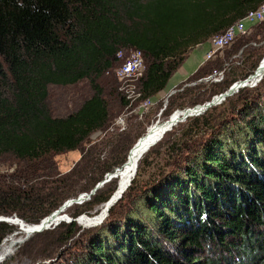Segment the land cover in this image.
Returning <instances> with one entry per match:
<instances>
[{
    "label": "trees",
    "instance_id": "16d2710c",
    "mask_svg": "<svg viewBox=\"0 0 264 264\" xmlns=\"http://www.w3.org/2000/svg\"><path fill=\"white\" fill-rule=\"evenodd\" d=\"M263 3L0 0V158L12 154L23 167L0 181V214L17 213L39 223L69 198L90 192L107 173L122 169L130 149L147 132L142 122L135 133L133 129L113 141L118 146H112L105 161L95 156L99 145L83 154L71 174L73 180L77 176L76 191L66 188L68 175L63 180L55 177L54 163V156L80 149L111 122V103L99 81L124 62L119 53L141 50L147 71L138 83L141 97L131 104L119 88L116 106L122 109L153 101L168 88L194 49ZM252 28L257 37L246 36L252 30L247 29L235 38L241 37L228 55L245 45L251 48L229 68L225 60H206L187 78L200 80L215 69L225 71L224 80L199 83L172 95L165 115L203 104L253 74L264 57V21ZM252 42L263 44L253 47ZM85 79L90 80L93 95L77 110L54 116L48 104L50 86ZM214 124L219 126L205 142L189 148L191 138ZM181 128L183 146L175 143L174 152L169 150L175 159L183 156L165 161L151 184L137 192L133 191L137 180H133L127 191L133 195L126 203L122 200L126 195L119 201L120 206L125 204V215L114 216L117 206H113L108 221L83 230L85 239L72 251L74 256L55 251L43 256L39 264H264V78L254 87L241 88L221 106L189 118ZM145 162L143 158L139 174ZM84 163L89 170L86 176L78 173ZM115 180L101 187L73 216L92 213L108 202L115 188L107 186ZM60 228L58 248L62 249L81 227L73 221ZM14 230L15 226L0 222V245ZM57 255L61 256L56 261Z\"/></svg>",
    "mask_w": 264,
    "mask_h": 264
},
{
    "label": "rangeland",
    "instance_id": "374dc122",
    "mask_svg": "<svg viewBox=\"0 0 264 264\" xmlns=\"http://www.w3.org/2000/svg\"><path fill=\"white\" fill-rule=\"evenodd\" d=\"M245 17L243 19L235 22V23H238L242 20L245 21L246 20ZM263 21L264 20H262L260 22H256V23H254V22L252 23L250 21L249 24L254 26V24H259ZM246 28L248 29L247 24H246ZM251 29H248V31H250V30L251 31L246 36H249V38L250 37H254V38L257 37L258 36L257 31H255V29H253V28H251ZM240 38L241 37L237 38L236 40L234 39L233 41L229 42L226 45V47H224L222 50L218 51L211 59H209V62H212L214 60H225L224 66H225V68H229V66H231L233 64L232 62H235L236 59L238 60L239 58L244 56V52L248 51L251 48L250 46L245 45L238 52H234V53H231L228 55L227 53L232 50L233 44H235L237 42V40H239ZM252 41H254V39ZM252 44H253L252 45L253 47L254 46L258 47L263 43L262 42H260V43L252 42ZM208 51H207V53H208ZM207 53H206V55H207ZM205 61L206 60H204L201 64H199L195 68V70H193L191 75L196 73L198 71V69L204 64ZM124 65H125V62H123L119 67H117V69L114 71V73L106 74L99 81L100 84L106 89V91L108 93L107 98L111 103L110 108H111L112 120L107 125L105 130L101 131L97 135L95 134L93 139L83 143V146L80 147V149L67 151V152H64L62 154H58V155L54 156V163L56 164L57 169H58V173L56 174L55 177L63 180L62 177H65L68 175L65 178L66 181L68 182L66 188H68L72 191L77 190V176L75 175L74 176L75 179L73 180L71 177V174L74 171L73 170L74 166L77 164V162L79 160L82 159V156L84 153L88 152V150H90L91 148L93 150V147L95 145H99V150L95 154V156L96 157L98 156V158L100 157L101 161H105L107 158H109V156L111 154L112 146H114V149L117 148V147H115L117 144L113 143V141L117 140L116 138H118L120 136V134L128 133V132L132 131L133 129H134L133 133H135L137 130L140 129L139 128V129L135 130V128H137L140 125V123L142 122L143 127H144V125L147 126V132L144 135H142L143 137L141 136L142 138L140 137L141 139H140L139 143L137 144V145H140V142H142L144 140L145 136L148 133L149 128L154 123H157L158 121H163L164 123H166V121L172 119V117L174 115L179 114V113H181L183 115L185 112V109L193 108L196 105L200 104L199 103L196 105H187L185 108H177V109L173 110L170 114L165 115V110L167 109V106L169 104V99L171 98L172 95L178 93L179 91L186 89L187 87H191V86H194V85L199 84V83H203V84L205 83L207 85L208 84L210 85L211 82H221L224 80V77L226 75L224 70L222 72H217L214 69L212 71H209L206 74L207 76H205V77L203 76V78H201L200 80H195V81L189 80L188 81L186 79L183 82L179 83L178 82V75H179L178 72L179 71H178V72H176L174 77L170 80V85L168 86V88L164 92H162L157 98L153 99V101L151 100V102H149L148 104H144L146 102L145 101L144 103L142 102L141 104H139L137 106H130V107L126 106L125 108L119 109V107L116 106V104L118 103V99H117L118 91H119L118 89L120 88L121 91L124 90V88L127 86L128 82H126V81L128 79V80H131L130 84H132V86L135 85V87H134L135 94L141 95V93L139 91L138 83L141 80V78L145 75V72H143L142 74H136V75H131V76L122 78V77H120L119 70L121 69L120 67H123ZM184 67L187 68V64L184 65ZM219 73H222V76ZM216 74H217V76H216ZM191 75H189L188 78ZM218 75H219V77H218ZM220 76L222 78H220ZM219 78L221 80H219ZM180 85H181V87H180ZM171 91H174V92H173V94L170 95ZM93 93L94 92L92 90L91 82L89 79H85L82 82L77 83V84L66 85V86L52 84L50 86V96H49L48 104H49V107H50L54 116H65L68 113L77 110L79 108V106L82 104V102L84 100L88 99L89 97H91L93 95ZM217 95H219V94H217ZM215 96H213V97H215ZM127 99H129V98L127 97ZM135 102H136V99L131 98V104H133ZM207 102L208 101H206L205 103H207ZM221 104L222 103L217 104L215 106H221ZM219 109H220V107H219ZM178 111H180V112H178ZM205 112L203 111L202 113L204 114ZM195 116H200V115H195ZM195 116L187 117L184 121H180L178 124H176L169 131H167V130H168V128L170 129L171 127L166 128L167 130L164 129L165 131L162 132L158 136V138L154 141V143L152 144L149 151L143 156V158H146V160H148V164H146V162H145V165L142 168V171L140 174H139V171L137 169L136 174H135L134 178L132 179V180H134V179L137 180L136 186L133 187L134 192H137V190L141 189L143 186L150 185L154 176H155L153 174L156 173L157 171H159L161 169V167H164L165 161H167V160L172 161L173 159H175L174 154H172L170 152V150L174 152V150H172V146L175 143H178V146H181V147L183 146V145H181L180 140H179V139H184L183 137L185 136L181 133V131H182L181 127L184 123L189 121V118H194ZM181 118H182V116H181ZM181 118L179 117V118H177V120H180ZM174 122H176V119L174 120ZM217 126H219V125L214 124V127H208L206 129V133H203L202 135H200V133L199 134L197 133L198 134V136H196L197 138L194 137L192 139L191 135H189V136L187 135V138H191L189 140V148H191L196 143L200 144L201 142H205L206 139L209 137L210 131L213 129L214 130L217 129ZM137 145H135L134 147L131 148L132 149L131 152L129 151L131 154L129 153L130 156L128 157V160L126 161V163L121 167L122 169L121 170L118 169L114 173V175H116V177H113L112 180L116 179L115 184L113 185L112 182H110L109 186H107L108 190H111L112 187L115 188V191L112 194V196L109 198L108 202L111 205V208L115 205L117 206L116 213H115L116 215L114 214V216H116V217H117L118 213H119L118 215H125L126 214L127 210H123V208H125L124 203H126L127 199H129V197L131 195H133V193L127 192L128 188L131 187V185L133 183V181H131L128 188L123 192L122 197H120V198H118L119 196L116 197V195L118 194L117 191L119 190L120 185H121L120 184V182H121L120 172L126 167L127 163L130 160V157L134 153L135 149L138 147ZM177 149L178 148H176L175 150H177ZM163 152L165 153L163 155V158L158 159V157ZM181 156H183V155H180V154L177 155L176 159L180 158ZM143 158H141V159L143 160ZM182 159H179L178 162L183 161V160L185 161V159H183V160ZM142 160L140 161V163L142 162ZM151 163H153V164L151 165ZM84 165H85V163L82 164V166H81L82 168L78 169V173L86 176L89 173V170L87 169V167H84ZM17 168L19 169V168H23V167L19 164V160L14 155L10 154V155H5V156L1 157L0 158V181L8 180L9 179L8 175L11 174V176H13L12 172H14L15 169H17ZM21 171H22V173H24V169H21ZM44 178L45 177L41 176L39 179H44ZM100 189H98V190H100ZM92 190L90 192H83V193L79 192L78 195L79 196L81 195L80 201L74 202L73 204L64 207V205H66L68 201H70L72 199L77 200L79 198V196L69 198L59 208H57L55 211L52 212V213H56L57 211H61L62 212L61 215L49 216L52 214L51 213V214L45 216L41 220V222H39V223H32L17 213L0 214V217L6 218L8 220V221L3 220L0 222H6L9 225L15 226V230L12 231L11 233H9L6 237H4L2 244L5 240L13 238L14 236H12V235H14V234H16V236H17V239H15V240L21 239V242L19 244L15 245V249H13V251H12L13 252L12 256L7 257V258H3V259L1 258L2 260H0V264H39V261L43 256H46L47 254H49L51 252H55V251H58V253H60V251H61V254H63L65 257H68V258H71L72 256H74L72 251H76V249L78 250L79 245L82 244V242L85 239L84 237H82V236H84L83 230L88 229V228H93L96 226H100L105 221H108V219L110 218L111 208L109 209L107 215L105 213V209L108 205V202L97 207L96 210L91 211L92 213H89L90 211L87 213L83 212V213L79 214L77 216V218H75L73 216V214H75L77 211L81 210L79 208V206H81L85 202L91 201L93 196L98 191L97 190L94 194H91ZM87 194H90L91 196L89 197V195H87ZM125 195H126V197L124 199H122ZM82 196H83V198H82ZM121 199L124 200V203L122 204L123 207L120 206L119 201H121ZM97 210H98V212H97ZM95 212H97V213H95ZM42 221H43L44 226L46 227L44 230H42L40 232H38V231L34 232L32 234V236H27L26 238L23 237L24 233H26L28 228L34 227V228L38 229L37 227H39L42 224ZM73 221H76L78 223V225L81 227L79 233L78 234L76 233L75 238L71 239V241L69 243H67L62 249H60L61 247L58 248V246L61 244V243L59 244L58 239L60 238V236H62L59 234L60 232H62L60 227L62 226L63 223H71ZM28 224H30V225H28ZM36 225H38V226H36ZM2 244L0 245V250H1ZM60 256L61 255H57L55 257V260L56 261L59 260ZM60 264H63V263H60Z\"/></svg>",
    "mask_w": 264,
    "mask_h": 264
},
{
    "label": "bare ground",
    "instance_id": "6f19581e",
    "mask_svg": "<svg viewBox=\"0 0 264 264\" xmlns=\"http://www.w3.org/2000/svg\"><path fill=\"white\" fill-rule=\"evenodd\" d=\"M246 24H249L250 22L249 21H245ZM228 29V28H227ZM226 29V30H227ZM125 62V60H124ZM130 74H135V72H130L129 74H126V75H130ZM144 75V74H143ZM142 75V76H143ZM261 76L264 77V66L260 67L258 69V75L257 76H254L256 77L255 79L251 80L250 82H255L257 78H260ZM133 80V79H132ZM131 80H128L126 82L130 83ZM132 85V84H131ZM135 87V85H133ZM123 92H125V95L131 100L132 99H138L139 97H141V95H137L135 94V89L134 91H129L127 89H124ZM141 93V92H140ZM135 94V95H134ZM149 100V99H148ZM205 108V107H204ZM203 112V111H202ZM186 111L184 112V114L182 115L181 113L179 114H176L172 117L171 121H174L177 118H182L184 117ZM164 123L163 121H158L157 123H154L148 130V133L147 135L145 136L144 140L142 142H140V145H138V147L135 149L134 153L132 154L129 162H128V165L125 167V170L121 173V182H120V188L119 190L117 191L118 194L116 195L117 196H120V195H123V192L128 188V186L130 185V182L133 181L132 179L134 178L135 174H136V171L139 167V164H140V161L142 160L141 158H143V156L149 151V149L151 148L152 144L154 143V141L158 138V136L164 132L166 127L169 123ZM171 125H169L170 127ZM167 130V129H166ZM129 157V156H128ZM115 197V198H116ZM111 208V205L109 204L108 202V205L105 209V213L107 215L109 209ZM102 214V213H101ZM105 215V216H106ZM104 216V217H105ZM40 226H44L43 224V221H42V224ZM39 226V227H40ZM31 228V227H30ZM28 228V230L26 231V233H24V238H26L27 236H32V234L34 232H37V230L39 229H36L34 227H32L31 229ZM36 229V230H35ZM14 236L13 238L11 239H7L3 242L2 244V247H1V250H0V260H2L3 258H7V257H10L12 256L13 254V249H15V245L19 244L21 242V239L20 240H15L17 239V236L16 234L12 235ZM19 239V238H18ZM18 248V247H17ZM2 258V259H1Z\"/></svg>",
    "mask_w": 264,
    "mask_h": 264
},
{
    "label": "built area",
    "instance_id": "2783aa9c",
    "mask_svg": "<svg viewBox=\"0 0 264 264\" xmlns=\"http://www.w3.org/2000/svg\"><path fill=\"white\" fill-rule=\"evenodd\" d=\"M245 18H246L245 21H249V22L251 21L252 23L253 22L256 23L264 20V3L260 5L257 9L250 11ZM245 21L242 20L238 23H234L230 27H228V29L225 30L223 33L214 36L210 40L211 47L205 57V60L211 59L218 51L226 47V45L229 42L233 41L238 35L245 34L247 32ZM118 57L120 59L125 60V65L123 67H120L121 69L119 70L120 77L125 78L131 75L142 74L143 72L146 73L147 63L144 54L141 50L138 49L125 50L119 53ZM130 72H135V74L126 75L129 74ZM219 74H221L222 76V73ZM221 76L220 78H222ZM220 78L219 80H221ZM124 89H127L129 91H134V86H132L130 83H127V86ZM149 102H151V99L146 100L144 104H148Z\"/></svg>",
    "mask_w": 264,
    "mask_h": 264
},
{
    "label": "water",
    "instance_id": "95a60500",
    "mask_svg": "<svg viewBox=\"0 0 264 264\" xmlns=\"http://www.w3.org/2000/svg\"><path fill=\"white\" fill-rule=\"evenodd\" d=\"M262 66H264V57L261 60L260 65L258 66V68L255 70V72L253 74H251L250 76H248L245 79L238 80L228 90H226L224 93H221L219 95H216L215 97L212 98V100L208 101L207 103L199 104V105H196L193 108H187V109H185L186 113H185L184 117L181 118L180 120L176 121V122H174V121L170 122L171 119L170 120H167L166 123H168V121L170 123L166 127H169V125H171L170 126L171 128L170 129L168 128L167 131L171 130L180 121H184L187 117H191V116H195V115H201V114H203L202 111L205 112V111L209 110L210 108L214 107L215 105L220 104V103H223L226 100V98H228L230 96H233L234 94H236L237 92H239V90L241 88H244V87H254V86H256L263 79V76H261L260 78H257L255 82H250V81L256 78L254 76H257L258 75V69L260 67H262ZM173 92L174 91H171L170 92V95L173 94ZM141 138H139V140L136 142L135 145H137L139 143V141H140ZM131 151H132V149L130 150V152ZM118 169H120V167L119 168H116L113 172L107 173V175L105 176V178L102 181H100L95 186V188L92 190L91 194H94L98 189H100L102 186H104L107 182L111 181L113 177H116V175H114V173ZM87 195H89V197L91 196L90 194H87ZM80 196H79V198L77 200L76 199H72V200L68 201L67 204L64 205V207L69 206V205L73 204L74 202H79L80 201ZM120 197H122V195H120L118 198H120ZM82 198H83V196H82ZM3 220H7V219L6 218H3V217H0V221H3ZM36 226H38V225H36ZM37 228H39L37 231L40 232V231L44 230L46 227L40 226V227H37Z\"/></svg>",
    "mask_w": 264,
    "mask_h": 264
},
{
    "label": "crops",
    "instance_id": "0c3cea01",
    "mask_svg": "<svg viewBox=\"0 0 264 264\" xmlns=\"http://www.w3.org/2000/svg\"><path fill=\"white\" fill-rule=\"evenodd\" d=\"M248 29H251L253 26L251 24H247ZM211 47L210 42L204 45L198 46L196 49L192 51L189 58L186 60L185 64H187V68L184 65L179 70L178 82L181 83L188 78L189 75L192 74L193 70L201 64L206 57V53ZM174 77V76H173ZM170 85V84H169Z\"/></svg>",
    "mask_w": 264,
    "mask_h": 264
}]
</instances>
